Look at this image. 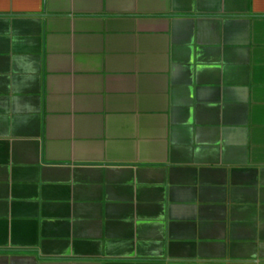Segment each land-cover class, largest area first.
<instances>
[{
	"label": "crops",
	"instance_id": "obj_1",
	"mask_svg": "<svg viewBox=\"0 0 264 264\" xmlns=\"http://www.w3.org/2000/svg\"><path fill=\"white\" fill-rule=\"evenodd\" d=\"M0 264H264V0H0Z\"/></svg>",
	"mask_w": 264,
	"mask_h": 264
}]
</instances>
